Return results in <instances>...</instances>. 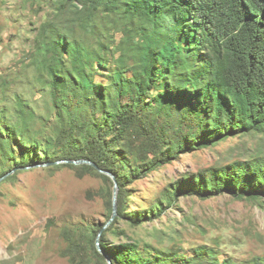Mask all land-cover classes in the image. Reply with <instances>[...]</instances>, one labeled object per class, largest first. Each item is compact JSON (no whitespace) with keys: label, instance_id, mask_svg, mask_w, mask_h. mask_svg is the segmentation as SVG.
<instances>
[{"label":"trees","instance_id":"16d2710c","mask_svg":"<svg viewBox=\"0 0 264 264\" xmlns=\"http://www.w3.org/2000/svg\"><path fill=\"white\" fill-rule=\"evenodd\" d=\"M52 16L37 28L34 62L47 77L56 131L39 136L38 115L18 96L12 120L0 105V177L28 165L89 159L94 165L58 163L83 176L97 172L119 183L116 224L155 221L182 194L203 199L228 192L264 197V156L237 160L184 175L153 195L148 207L130 209V186L181 154L230 138L264 131V0H54ZM122 21L98 22L100 14ZM136 30V31H135ZM132 31L136 32L135 34ZM119 53V55H117ZM102 72L106 81L97 80ZM44 76V75H43ZM47 128L48 126H44ZM17 148V150H16ZM6 163H11L6 167ZM107 220L64 229L72 264H89L92 251L103 264H236L212 245L161 250L150 243L109 242L97 236ZM86 248V249H85ZM252 264H264V257Z\"/></svg>","mask_w":264,"mask_h":264},{"label":"rangeland","instance_id":"374dc122","mask_svg":"<svg viewBox=\"0 0 264 264\" xmlns=\"http://www.w3.org/2000/svg\"><path fill=\"white\" fill-rule=\"evenodd\" d=\"M53 1L0 0V105L9 108L14 120L18 96L27 100L38 115L32 128L39 136L56 131L50 88L40 79L47 72L42 74L33 60L37 28L53 15ZM114 19L104 13L97 21L115 26L119 41L124 23ZM95 77L106 81L102 72ZM258 156H264V131L183 153L135 181L128 206L147 208L148 201L154 202L153 195L161 197L184 175ZM12 175L0 181V264H72L63 231L105 222L113 182L97 172L79 176L77 169L58 163L26 168L15 178ZM116 227L124 232L106 234L116 244L136 241L161 250L180 247L189 253L194 247L212 245L221 259L229 257L236 264H252L264 257V197L255 201L223 192L203 199L186 193L155 221L134 226L120 219ZM87 247L91 249L89 264H103L94 255L92 244Z\"/></svg>","mask_w":264,"mask_h":264},{"label":"water","instance_id":"95a60500","mask_svg":"<svg viewBox=\"0 0 264 264\" xmlns=\"http://www.w3.org/2000/svg\"><path fill=\"white\" fill-rule=\"evenodd\" d=\"M54 163H74V164H84V163H88V164H91V165H94L95 167H98L97 164L95 162H93L92 160H89V159H64V160H59V161H54ZM50 163H42V164H33V165H28V166H25L23 168H32L34 166H38V165H48ZM16 171V169H13L11 172L5 174L4 176L0 177V181L3 180L4 178H6L7 176L13 174L14 172ZM101 172L103 173H106L108 174L109 176L112 177L113 181H114V186H113V198H112V215H111V218L109 219V221L106 223V225L103 227V229L99 232L98 236H97V245H99V250L105 254V251L103 250V248L100 246V236L102 235L103 231L112 224V222L115 220V218L117 217L118 215V195H119V190H120V187H119V183H118V180H117V176L112 173L111 171H108L106 169H100ZM107 259H108V262L109 264H113L112 263V259L111 257L108 255L107 256Z\"/></svg>","mask_w":264,"mask_h":264}]
</instances>
